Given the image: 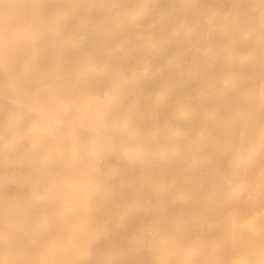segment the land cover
<instances>
[{
    "label": "bare ground",
    "instance_id": "6f19581e",
    "mask_svg": "<svg viewBox=\"0 0 264 264\" xmlns=\"http://www.w3.org/2000/svg\"><path fill=\"white\" fill-rule=\"evenodd\" d=\"M196 3L0 0V264H264V0Z\"/></svg>",
    "mask_w": 264,
    "mask_h": 264
},
{
    "label": "rangeland",
    "instance_id": "374dc122",
    "mask_svg": "<svg viewBox=\"0 0 264 264\" xmlns=\"http://www.w3.org/2000/svg\"><path fill=\"white\" fill-rule=\"evenodd\" d=\"M205 2V0H197V3H196V5L197 6H200V5H202L203 3ZM187 12H188V10H187V8L186 7H183L182 9H180V11H179V18L180 19H184L185 18V15L187 14ZM178 53V48H176V47H174L173 49H172V54L173 55H176ZM188 58V56L185 54L184 56H183V59L184 60H186ZM167 67V64L163 67V69H165Z\"/></svg>",
    "mask_w": 264,
    "mask_h": 264
}]
</instances>
